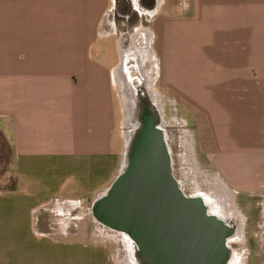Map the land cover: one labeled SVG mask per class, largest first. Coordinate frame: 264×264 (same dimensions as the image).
<instances>
[{
    "label": "crops",
    "instance_id": "crops-1",
    "mask_svg": "<svg viewBox=\"0 0 264 264\" xmlns=\"http://www.w3.org/2000/svg\"><path fill=\"white\" fill-rule=\"evenodd\" d=\"M115 4L0 0V142L15 174L14 188L0 189V264H118L106 241L67 223L123 163L116 71L121 49L129 52L106 22ZM144 15L155 82L206 130L208 164L242 217L230 221L264 264V0H158ZM97 39H113L111 66ZM249 257L247 249L244 264Z\"/></svg>",
    "mask_w": 264,
    "mask_h": 264
},
{
    "label": "water",
    "instance_id": "water-1",
    "mask_svg": "<svg viewBox=\"0 0 264 264\" xmlns=\"http://www.w3.org/2000/svg\"><path fill=\"white\" fill-rule=\"evenodd\" d=\"M141 108L121 169L93 202L91 216L127 240L134 264H231L238 227L202 196L184 193L161 112L147 103Z\"/></svg>",
    "mask_w": 264,
    "mask_h": 264
},
{
    "label": "rangeland",
    "instance_id": "rangeland-1",
    "mask_svg": "<svg viewBox=\"0 0 264 264\" xmlns=\"http://www.w3.org/2000/svg\"><path fill=\"white\" fill-rule=\"evenodd\" d=\"M118 0H115V3ZM184 0H166L168 6L180 5ZM189 1V0H188ZM132 6L137 10L135 19H129L117 10L111 12L107 17L108 28L113 32L122 33L124 37V49L130 53V58L127 64V74L130 79L131 88L135 93L141 94L146 98L144 89V79L137 64V52L140 59L144 60V71L147 72L149 88L153 92L155 102L160 104L161 116L166 123L165 131L168 137V145L171 151L173 173L175 178L181 185L184 193L188 196H202L206 203L211 206V210L218 215H222L223 210L219 208V201L226 200L232 210L239 213L234 204L233 194L227 191L225 184L219 179L214 169L209 166L207 156L211 146L210 138L202 124H197L196 121H189L185 117L181 107L170 94L161 92V88L155 82L156 72L153 65L150 63V48L147 44V39L142 34H150L147 29L150 27L149 16L144 15V12L139 9L136 0H130ZM138 32L141 34L138 38L133 39V35ZM99 39V38H98ZM98 45L95 52L103 51V63L106 66H111L116 61V49L113 46V39L98 40ZM97 43V42H96ZM125 53L121 49V55ZM116 91L119 94V110L117 131L124 136L121 148L123 149V161L125 158L128 135L133 132L134 118L137 115V102L133 101V110L130 111L128 99L124 95V89L121 85ZM161 92V94L159 93ZM133 96V93H132ZM134 117V118H133ZM199 121V120H198ZM202 123V122H201ZM0 189H13L15 186V174L12 167V153L0 142ZM7 159V160H6ZM7 166L5 167V162ZM246 197L239 196L237 204L243 210L246 206ZM73 207V205H70ZM91 207L81 205L78 210L74 208L68 214L69 220L67 223L72 227L73 232L87 233L92 239L98 238L106 241L113 250L114 260L118 264H134L132 257L129 255V249L124 245V237L114 233L111 230L98 224L91 216ZM241 217V216H240ZM242 218V217H241ZM78 228H77V227ZM237 237L230 242V247L234 253V257L239 255L240 262L234 258L231 264H244L247 249L250 252L249 264H259L254 256L255 247L252 241L245 244V238L240 241ZM249 245V246H248ZM237 258V257H236Z\"/></svg>",
    "mask_w": 264,
    "mask_h": 264
},
{
    "label": "bare ground",
    "instance_id": "bare-ground-1",
    "mask_svg": "<svg viewBox=\"0 0 264 264\" xmlns=\"http://www.w3.org/2000/svg\"><path fill=\"white\" fill-rule=\"evenodd\" d=\"M128 55H130V54L126 53V52L121 55V57H122V66H120V69H118L116 71V74H117V77L120 79L121 85L123 86L124 95L128 99L129 109H130V111H132L133 107H134L133 106V101L135 100L134 95L136 93L134 92L133 88H131V84H130L131 81H130V79H127V73L125 72V69L122 68L123 66H125V63L127 62V59L129 57ZM137 60H138L139 66H140L141 62L139 61L138 56H137ZM143 90L145 91V94H146L145 102L147 104H150L152 106L153 110L156 109V110H159L161 112L160 104L155 102L153 94H152V91L149 88V83H148L147 79L145 80V84H144V89ZM132 93H133V96H132ZM198 196H200V195H198ZM219 208H221L223 210V213H222L221 217H223V218H225L227 220L229 219V221H230V217L229 216H231V214H233L232 215V216H234L233 219H235V221L238 222V224H240L239 222L242 221V218L240 217V215L237 214V212H235L234 210H232L230 208L229 203L225 199L222 200V201H219ZM240 227H241V225L238 227V229H239V234L241 233L240 237H242L243 235H242V230H241ZM123 242H124L125 247L128 248L127 247V240L125 238H124Z\"/></svg>",
    "mask_w": 264,
    "mask_h": 264
},
{
    "label": "flooded vegetation",
    "instance_id": "flooded-vegetation-1",
    "mask_svg": "<svg viewBox=\"0 0 264 264\" xmlns=\"http://www.w3.org/2000/svg\"><path fill=\"white\" fill-rule=\"evenodd\" d=\"M136 3L140 10L146 12L147 14H150L156 8L158 0H136ZM115 10H117L118 13L124 14L129 19H135V17L138 15L137 10L132 6L130 0H118L115 4ZM136 54L139 58V61H141L138 52ZM134 98L138 104L137 107L140 105L137 110V114L140 113L141 115L144 112L141 107L145 106V99L143 98V96H141V94L138 93L134 95Z\"/></svg>",
    "mask_w": 264,
    "mask_h": 264
}]
</instances>
